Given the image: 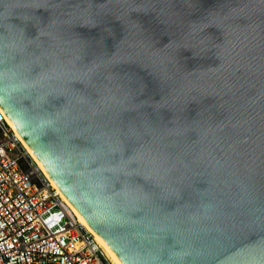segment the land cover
I'll use <instances>...</instances> for the list:
<instances>
[{
  "label": "water",
  "instance_id": "95a60500",
  "mask_svg": "<svg viewBox=\"0 0 264 264\" xmlns=\"http://www.w3.org/2000/svg\"><path fill=\"white\" fill-rule=\"evenodd\" d=\"M0 108L124 264H264V0H0Z\"/></svg>",
  "mask_w": 264,
  "mask_h": 264
},
{
  "label": "built area",
  "instance_id": "2783aa9c",
  "mask_svg": "<svg viewBox=\"0 0 264 264\" xmlns=\"http://www.w3.org/2000/svg\"><path fill=\"white\" fill-rule=\"evenodd\" d=\"M0 264H114L0 109Z\"/></svg>",
  "mask_w": 264,
  "mask_h": 264
},
{
  "label": "bare ground",
  "instance_id": "6f19581e",
  "mask_svg": "<svg viewBox=\"0 0 264 264\" xmlns=\"http://www.w3.org/2000/svg\"><path fill=\"white\" fill-rule=\"evenodd\" d=\"M1 109V108H0ZM8 119V118H7ZM9 123L11 124L12 128L17 132L15 125L13 124V122H11L8 119ZM19 139L21 140L24 149L26 150L27 154H29L34 161L37 164V167L39 170H41L44 175L51 181L52 185L58 189V191L61 193V195L63 196V198L74 208V210L76 211V213L79 215L81 222L84 226V228L95 238V241L98 243V245L103 249V251L105 252L107 258L113 262L114 264H124L123 261L113 252V250L106 244V242L95 232V230L91 227V225L83 218V216L79 213V211L67 200V198L63 195V193L60 191V189L58 188V186L56 185V183L50 178V176L47 174L46 170L44 169L43 165L37 160V158L33 155L31 149L27 146V144L24 142V140L21 138V136L18 134Z\"/></svg>",
  "mask_w": 264,
  "mask_h": 264
},
{
  "label": "rangeland",
  "instance_id": "374dc122",
  "mask_svg": "<svg viewBox=\"0 0 264 264\" xmlns=\"http://www.w3.org/2000/svg\"><path fill=\"white\" fill-rule=\"evenodd\" d=\"M0 139H2L1 134H0ZM21 149H22V152H23V153L27 154L26 150L24 149V146H22ZM27 156L29 157V160H30V161H31V162L37 167V164H36V162L34 161V159H33L29 154H27Z\"/></svg>",
  "mask_w": 264,
  "mask_h": 264
}]
</instances>
